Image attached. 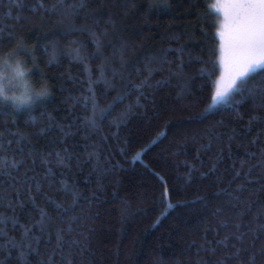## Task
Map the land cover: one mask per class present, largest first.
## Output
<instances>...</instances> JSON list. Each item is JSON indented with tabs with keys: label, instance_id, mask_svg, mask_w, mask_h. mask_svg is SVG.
Segmentation results:
<instances>
[{
	"label": "trees",
	"instance_id": "obj_1",
	"mask_svg": "<svg viewBox=\"0 0 264 264\" xmlns=\"http://www.w3.org/2000/svg\"><path fill=\"white\" fill-rule=\"evenodd\" d=\"M211 5L0 0L48 89L0 103V264H264V70L213 104Z\"/></svg>",
	"mask_w": 264,
	"mask_h": 264
},
{
	"label": "snow or ice",
	"instance_id": "obj_2",
	"mask_svg": "<svg viewBox=\"0 0 264 264\" xmlns=\"http://www.w3.org/2000/svg\"><path fill=\"white\" fill-rule=\"evenodd\" d=\"M210 14L223 15L216 33L220 53L218 63L223 75L216 82L213 103H222L230 96L244 92L254 95L248 88V81L264 70V0H224L211 5ZM260 92L264 94V90ZM236 238L240 239L239 236ZM62 239L58 237V246Z\"/></svg>",
	"mask_w": 264,
	"mask_h": 264
},
{
	"label": "clouds",
	"instance_id": "obj_3",
	"mask_svg": "<svg viewBox=\"0 0 264 264\" xmlns=\"http://www.w3.org/2000/svg\"><path fill=\"white\" fill-rule=\"evenodd\" d=\"M47 97V87L34 84L31 71L21 58L15 53L0 54V103L22 111Z\"/></svg>",
	"mask_w": 264,
	"mask_h": 264
},
{
	"label": "rangeland",
	"instance_id": "obj_4",
	"mask_svg": "<svg viewBox=\"0 0 264 264\" xmlns=\"http://www.w3.org/2000/svg\"><path fill=\"white\" fill-rule=\"evenodd\" d=\"M224 2V0H213V4H218V3H223ZM222 19H223V15L221 14L219 17H218V24L220 23V21H222ZM218 30V29H217ZM219 56H220V53H219V50H218V60H219ZM218 66H219V75H218V77H217V79H216V82L217 81H220V79H221V77H222V75H223V69L220 67V65H219V63H218ZM216 82H215V89H216ZM225 83H226V81H225ZM214 94H215V92H214ZM227 100V99H226ZM214 104V103H213Z\"/></svg>",
	"mask_w": 264,
	"mask_h": 264
}]
</instances>
